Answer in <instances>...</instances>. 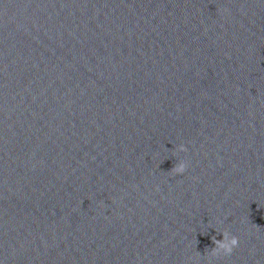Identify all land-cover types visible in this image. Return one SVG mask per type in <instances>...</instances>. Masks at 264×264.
Segmentation results:
<instances>
[{
    "label": "water",
    "instance_id": "1",
    "mask_svg": "<svg viewBox=\"0 0 264 264\" xmlns=\"http://www.w3.org/2000/svg\"><path fill=\"white\" fill-rule=\"evenodd\" d=\"M0 264H264V0H0Z\"/></svg>",
    "mask_w": 264,
    "mask_h": 264
},
{
    "label": "clouds",
    "instance_id": "2",
    "mask_svg": "<svg viewBox=\"0 0 264 264\" xmlns=\"http://www.w3.org/2000/svg\"><path fill=\"white\" fill-rule=\"evenodd\" d=\"M178 152H186L187 149L185 147V145L181 144L178 146L177 148ZM187 169V163L184 160H179L172 168H171V172L173 174H183ZM259 206H257L258 208ZM222 239H217L216 236H213L212 239V243L214 244V247H212L210 249V251H208L207 249H205L206 255L207 256H211V257H216V256H220L221 254L223 255H230L234 248H236L239 244V240L238 237H236L235 235H232L231 233H229L227 230L223 231L222 233ZM198 240H197V244H198ZM200 255V252H197V256Z\"/></svg>",
    "mask_w": 264,
    "mask_h": 264
}]
</instances>
